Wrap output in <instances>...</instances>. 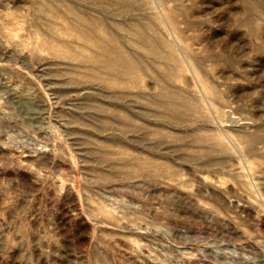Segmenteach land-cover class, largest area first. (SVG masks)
I'll list each match as a JSON object with an SVG mask.
<instances>
[{
	"label": "rangeland",
	"instance_id": "rangeland-1",
	"mask_svg": "<svg viewBox=\"0 0 264 264\" xmlns=\"http://www.w3.org/2000/svg\"><path fill=\"white\" fill-rule=\"evenodd\" d=\"M0 264H264V0H0Z\"/></svg>",
	"mask_w": 264,
	"mask_h": 264
},
{
	"label": "bare ground",
	"instance_id": "bare-ground-1",
	"mask_svg": "<svg viewBox=\"0 0 264 264\" xmlns=\"http://www.w3.org/2000/svg\"><path fill=\"white\" fill-rule=\"evenodd\" d=\"M131 69H132V70H135L136 68H135V66H134V65H132Z\"/></svg>",
	"mask_w": 264,
	"mask_h": 264
}]
</instances>
